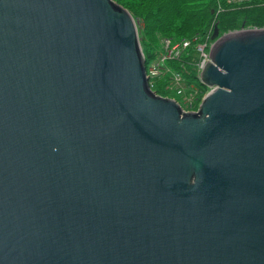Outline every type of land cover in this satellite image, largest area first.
Here are the masks:
<instances>
[{
	"label": "water",
	"instance_id": "1",
	"mask_svg": "<svg viewBox=\"0 0 264 264\" xmlns=\"http://www.w3.org/2000/svg\"><path fill=\"white\" fill-rule=\"evenodd\" d=\"M212 39L186 112L125 6L0 0V264H264V28Z\"/></svg>",
	"mask_w": 264,
	"mask_h": 264
},
{
	"label": "trees",
	"instance_id": "2",
	"mask_svg": "<svg viewBox=\"0 0 264 264\" xmlns=\"http://www.w3.org/2000/svg\"><path fill=\"white\" fill-rule=\"evenodd\" d=\"M116 1L128 8L137 20L144 52L151 59L154 57L155 48L163 37H207L209 33L206 30L216 18L215 24H219L221 32L236 30L243 24L264 27V5L253 4L246 7L226 4L222 5V10L216 15L212 13L216 7V0ZM195 4L198 5L194 8ZM183 65L191 77V86L196 89V95L200 97L203 93L197 91V86H202L198 81V76L189 61L183 62ZM166 85L167 82L164 79L157 83L156 89L162 96H168V92L164 89ZM205 91H207V87Z\"/></svg>",
	"mask_w": 264,
	"mask_h": 264
},
{
	"label": "built area",
	"instance_id": "3",
	"mask_svg": "<svg viewBox=\"0 0 264 264\" xmlns=\"http://www.w3.org/2000/svg\"><path fill=\"white\" fill-rule=\"evenodd\" d=\"M250 0H230V4H243ZM222 10V9H221ZM176 38H168L163 40L162 42L165 43V45L168 48H176L177 46H182L183 44L187 46H193L195 42L199 43V50H200V57L193 58L189 61L191 63L193 71L196 75L200 76L202 70L205 68L204 66L207 65V63L210 61V49H212L213 43L210 40L209 36H196L192 38H186L185 43L177 44ZM147 72L152 76L150 78L151 84L157 88V83L163 80V70H165V67H163L161 64L156 62H149L147 63ZM153 77H156V80L153 79ZM173 83L170 84L166 91H172L175 92L181 99L179 102L182 105H189L193 107V100L196 98H199L197 95H186L185 94V88L181 86L182 76L179 72L173 73L172 78ZM186 95V96H185Z\"/></svg>",
	"mask_w": 264,
	"mask_h": 264
},
{
	"label": "bare ground",
	"instance_id": "4",
	"mask_svg": "<svg viewBox=\"0 0 264 264\" xmlns=\"http://www.w3.org/2000/svg\"><path fill=\"white\" fill-rule=\"evenodd\" d=\"M250 2H252V0H250L246 3H250ZM229 3H230V0L224 1V4H229ZM243 4H245V3H243ZM239 5L242 6V4H239ZM232 6H237V5H232ZM259 28L260 27H252V28L250 27L248 29H259ZM262 28H264V27H262ZM234 31L235 30H232L231 32H234ZM231 32H225L224 34L223 33L222 34L226 35V34L231 33ZM213 34H214V32L209 35V38L211 41L213 40L212 39ZM175 38L177 39L176 40L177 44L185 43L187 41L185 37L184 38L175 37ZM214 43H215V41H214ZM214 43H213V46H214ZM213 46H212V49L214 48ZM212 49H210V56L212 55L211 54V52L213 51ZM172 56L175 57L176 60L173 63H169L168 59H169V57H172ZM199 57H200V50H199V43L198 42H195V44L193 46H187V45L183 44L182 46H177L176 48H168L165 45V43H163L160 40L159 45L155 48V54H154V57L152 58V60L156 63L161 64L165 68L174 67L175 69H177L181 65V63H183L185 61H190L193 58L198 59ZM210 59H211V57H210ZM147 76L152 77L148 72H147ZM197 87H198L197 91L202 92L203 94L199 98H196L193 100V103H194L193 107H191L189 105H182L184 107V109L186 110V112L195 111V110H192V109H194V106L197 108H200L204 99L212 91V90L205 91L206 87L208 89V85H206V84H203L202 86H197ZM151 89H152V92L159 94L154 85H152ZM193 89H194V87L186 89V94L191 95L193 93ZM164 97L175 99V98H172L171 96H164ZM176 101L178 103H180L178 99ZM189 107H191V109ZM197 111H195V112H197Z\"/></svg>",
	"mask_w": 264,
	"mask_h": 264
},
{
	"label": "rangeland",
	"instance_id": "5",
	"mask_svg": "<svg viewBox=\"0 0 264 264\" xmlns=\"http://www.w3.org/2000/svg\"><path fill=\"white\" fill-rule=\"evenodd\" d=\"M116 1V0H115ZM224 1L225 0H216V7H215V9L214 10H212V13L213 14H218L219 13V11L222 9V5H226V4H224ZM117 2V1H116ZM119 4H121V3H119ZM253 4H258V5H264V0H252V2H250V3H245V4H242V6H246V7H249V6H252ZM122 5V4H121ZM198 4H195L194 5V8L197 6ZM230 5V4H229ZM124 6V5H123ZM230 6H232V5H230ZM216 15H214V16H216ZM217 19V18H216ZM216 19H215V21H214V23L206 30V32H208L209 33V35L210 34H212L213 32H214V30H215V28H216V25L218 24H215L216 23ZM243 26H246L245 24H243L242 25V27ZM242 27H239L238 29H236L235 31H238V30H241V28ZM252 28V26L251 25H248V26H246L245 27V29H248V28ZM254 27V26H253ZM219 29H220V26H219ZM260 29V28H259ZM232 31V30H231ZM231 31H228V32H231ZM205 32V33H206ZM225 33V32H221V29H220V36H222L223 34ZM168 38H174V37H170V36H168V37H163L162 39H161V41H163V40H165V39H168ZM145 58H146V62L147 61H152V62H154L152 59H151V57H147V55L145 54ZM175 60H176V58L175 57H169V59H168V61H169V63H173V62H175ZM210 61H211V59H210ZM209 61V62H210ZM208 62V63H209ZM207 63V64H208ZM181 67H178L177 69H175L174 67H170V68H165V70H163V79L167 82V85L164 87V89L166 90L167 89V87L170 85V84H172L173 83V81H172V78H173V73L174 72H179V73H181V76H182V81H181V86L182 87H184L185 88V94H186V89H188V88H191L192 86H191V77L189 76V74H187V72H186V68H185V66L183 65V63H181V65H180ZM146 67H148V65L146 64ZM203 72V71H202ZM153 79L154 80H156V77H153ZM198 81H200V83H201V80H199L198 79ZM202 84V83H201ZM150 85H151V87H152V85L153 84H151V82H150ZM203 85V84H202ZM168 93H172L171 94V96H172V98H175L176 100L178 99V100H180L181 98L175 93V92H172V91H167ZM186 95H188V94H186ZM185 95V96H186ZM191 95H196V89H193V93L191 94ZM198 96V95H197ZM197 106V105H196ZM190 109H191V107H189ZM199 108H197V107H195L194 106V109H192V110H195V111H197ZM193 112V111H192Z\"/></svg>",
	"mask_w": 264,
	"mask_h": 264
}]
</instances>
